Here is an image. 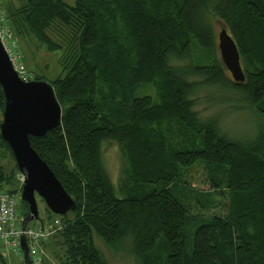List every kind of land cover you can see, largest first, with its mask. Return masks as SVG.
<instances>
[{
	"label": "trees",
	"instance_id": "1",
	"mask_svg": "<svg viewBox=\"0 0 264 264\" xmlns=\"http://www.w3.org/2000/svg\"><path fill=\"white\" fill-rule=\"evenodd\" d=\"M5 15L16 38L62 51L66 64L49 82L60 125L29 139L76 205L72 219L60 218L63 264H106L94 236L111 248L130 238L141 264H264V128L232 140L217 118L199 120L192 101L200 89L215 90L264 119V0H20ZM215 24L236 45L240 85L215 59L169 65L190 61V38L211 50ZM147 85L155 102L136 95ZM3 108L0 88V123ZM171 122L181 137L176 150L161 130ZM105 143L121 154L118 190L103 166ZM0 149L13 158L1 136ZM196 164L207 174L208 193L225 189L228 204L224 218L192 230L182 169ZM13 178L0 167V192L16 193ZM0 264H7L1 254Z\"/></svg>",
	"mask_w": 264,
	"mask_h": 264
},
{
	"label": "rangeland",
	"instance_id": "2",
	"mask_svg": "<svg viewBox=\"0 0 264 264\" xmlns=\"http://www.w3.org/2000/svg\"><path fill=\"white\" fill-rule=\"evenodd\" d=\"M64 1L69 5L74 3V0ZM19 6L20 0H0V43L22 82L32 81L35 77L41 78L47 83L52 82L66 71L64 67L66 64L62 62L63 53L62 51L49 52L34 40L16 38L13 35L6 19L5 10ZM219 30L220 25L215 24L213 26L215 38ZM54 39L56 38L54 37ZM188 43L191 50L190 61L179 63L170 60L169 65L171 67L182 68L189 64L210 65L215 59L231 79L230 74L221 63L217 40H215V45L211 50L200 49L191 38L188 39ZM189 81L200 83L203 80L191 78ZM136 95L149 96L154 102L156 101V92L151 85L140 87ZM229 98L215 90L200 89L192 98L193 104H195L193 111L199 120L217 118L221 133L232 140L240 142L256 134L258 127L264 128V119L261 116L255 114L252 110L250 111L245 103L235 105ZM161 130L166 136L168 146L172 150L178 149L181 140L178 125L174 122L164 123ZM102 151L104 169L113 186L118 190L120 169L123 167L120 151L115 143H105ZM168 151L167 148V151L164 152L165 155ZM15 166L14 159L9 153L4 149H0V167H3L7 174H14L10 184L13 185L14 190L18 189L16 193L4 197L10 209L7 220L0 222V254L7 264H25L21 248V238L23 237L27 249L28 264H63L65 250L59 234L63 230L64 222L60 218L66 216V219L70 220L73 218V213L69 212L62 217L49 214L45 210L42 200L35 195L38 219L29 222L22 231L23 213L26 212L20 203L23 177L15 169ZM182 170L183 182L188 186L183 193V196H185L184 201L188 205L189 215L196 220L194 225L190 226L192 230L198 227L203 220L206 221L212 217L224 218L227 211L226 205L228 204L227 196H225L226 190L222 189L221 191L208 193L207 174L197 164ZM26 213H28V207ZM93 242L106 264H141L132 252L130 238L124 239L115 248L108 247L95 236ZM156 250L159 251V247Z\"/></svg>",
	"mask_w": 264,
	"mask_h": 264
},
{
	"label": "water",
	"instance_id": "3",
	"mask_svg": "<svg viewBox=\"0 0 264 264\" xmlns=\"http://www.w3.org/2000/svg\"><path fill=\"white\" fill-rule=\"evenodd\" d=\"M217 48L225 70L234 84L244 82L239 53L233 39L221 27L217 34ZM0 88L4 108L0 123V136L8 145L18 172L23 177L20 203L28 207L21 230L38 219L35 195L46 209L55 216H65L76 211L74 201L67 195L54 173L30 145V138H42L56 129L61 121V107L54 90L45 81L22 82L14 71L0 43ZM21 248L28 264L24 238Z\"/></svg>",
	"mask_w": 264,
	"mask_h": 264
},
{
	"label": "built area",
	"instance_id": "4",
	"mask_svg": "<svg viewBox=\"0 0 264 264\" xmlns=\"http://www.w3.org/2000/svg\"><path fill=\"white\" fill-rule=\"evenodd\" d=\"M6 196L10 195L0 192V222H5L7 220V214L10 209L8 202L4 198Z\"/></svg>",
	"mask_w": 264,
	"mask_h": 264
}]
</instances>
